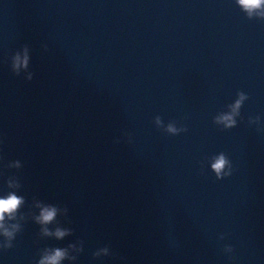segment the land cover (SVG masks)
Instances as JSON below:
<instances>
[{
	"label": "water",
	"instance_id": "obj_1",
	"mask_svg": "<svg viewBox=\"0 0 264 264\" xmlns=\"http://www.w3.org/2000/svg\"><path fill=\"white\" fill-rule=\"evenodd\" d=\"M258 12L238 0H0V195L15 175L21 212L36 211L33 198L67 207L57 220L72 229L42 238L28 216L0 264H36L77 240L71 264H264ZM24 45L31 81L10 69ZM237 92L248 99L223 129L214 118ZM172 122L187 130L164 132ZM220 152L234 170L217 180ZM14 160L19 170L5 167ZM104 246L111 255L93 259Z\"/></svg>",
	"mask_w": 264,
	"mask_h": 264
},
{
	"label": "clouds",
	"instance_id": "obj_2",
	"mask_svg": "<svg viewBox=\"0 0 264 264\" xmlns=\"http://www.w3.org/2000/svg\"><path fill=\"white\" fill-rule=\"evenodd\" d=\"M241 7L246 10L249 15L254 10L260 9L264 6V0H238ZM264 17V13H257ZM42 49L47 51V45L42 44ZM30 63V49L27 45H24L18 51L14 52L10 57V69L16 76L24 73V79L31 81L33 79V73L29 70ZM238 99L232 105H229L231 111L227 114H222L214 118L215 123H223V129H231L236 126L237 120L235 117L240 115V108L242 102L248 99L247 95L243 92H237ZM154 123L157 128L162 125V119L160 116L154 118ZM249 125L260 123V117H250L248 120ZM187 129L182 127L177 129L174 126V122L169 123L164 132L176 135L177 133L184 132ZM260 130L259 128L257 129ZM128 138V142L131 143V133H125ZM119 142L118 140L116 141ZM210 171L215 175L217 180L229 177L233 172L232 164L229 158L220 152L210 158ZM6 168L19 170L22 165L19 160H14L5 165ZM7 191L5 194L0 195V249L8 250L13 247V241L16 235L22 230V223L20 221L25 220L26 217L30 216L32 221L39 226V235L42 238H54L56 240H62L67 236L72 235V229L69 227L60 226V222L57 220L58 213L63 211L67 213V207L60 205L47 204L36 198L34 206L30 208L35 209V212L23 213L20 211L25 205V198L22 195H18L17 192L21 188L19 178L15 175L9 176L5 181ZM11 222V223H9ZM53 225L52 228L48 227ZM218 239L223 240L224 235L221 234ZM70 251H74L76 255H70ZM83 251V241L77 240L75 243H69L66 247H45L39 252V259L36 264H62L63 261L67 260L74 262L77 260L80 253ZM225 253H231L233 248L230 245L223 247ZM111 255L108 246L98 248L92 253L93 259L100 257H107ZM231 259V257H229Z\"/></svg>",
	"mask_w": 264,
	"mask_h": 264
}]
</instances>
